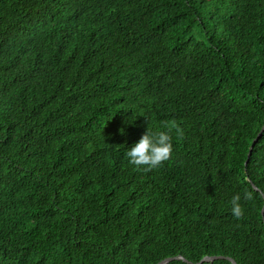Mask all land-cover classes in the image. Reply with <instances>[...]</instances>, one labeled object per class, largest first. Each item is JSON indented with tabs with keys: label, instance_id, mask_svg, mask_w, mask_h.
Masks as SVG:
<instances>
[{
	"label": "trees",
	"instance_id": "trees-1",
	"mask_svg": "<svg viewBox=\"0 0 264 264\" xmlns=\"http://www.w3.org/2000/svg\"><path fill=\"white\" fill-rule=\"evenodd\" d=\"M263 127L264 0H0V264H264Z\"/></svg>",
	"mask_w": 264,
	"mask_h": 264
},
{
	"label": "clouds",
	"instance_id": "clouds-1",
	"mask_svg": "<svg viewBox=\"0 0 264 264\" xmlns=\"http://www.w3.org/2000/svg\"><path fill=\"white\" fill-rule=\"evenodd\" d=\"M164 129L161 131H149L144 133L139 141L127 150L126 156L129 163L137 169L143 168L145 171H150L161 167L165 162L172 159L173 145L171 132L173 129L179 137L184 135L183 130L175 125H163ZM245 201L252 200L253 195L251 191L243 193ZM241 194L237 193L231 198V212L236 219L243 217V208L240 204Z\"/></svg>",
	"mask_w": 264,
	"mask_h": 264
},
{
	"label": "water",
	"instance_id": "water-1",
	"mask_svg": "<svg viewBox=\"0 0 264 264\" xmlns=\"http://www.w3.org/2000/svg\"><path fill=\"white\" fill-rule=\"evenodd\" d=\"M264 131V127L262 128L261 132L259 133V135L257 136V138L261 135V133ZM251 155V151H249L248 153V156L247 158H249ZM246 164V163H245ZM253 188L256 190V191H259L255 186H253ZM263 198H264V195H263ZM264 213V207H263V210H262V214ZM178 260H181L183 261L184 263H187V264H193L189 261H187L186 259H183L181 257H172V258H167V259H164L162 260L161 262H159L158 264H168L172 261H178ZM216 260H226L228 261L230 264H236V262L232 259V258H229V257H223V256H211V257H204L203 259H201V261H199L198 263L196 264H202V263H209V262H213V261H216Z\"/></svg>",
	"mask_w": 264,
	"mask_h": 264
}]
</instances>
